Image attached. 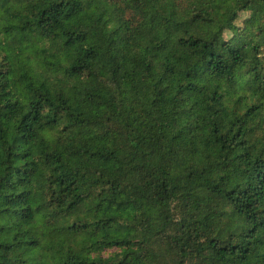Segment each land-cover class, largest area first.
Segmentation results:
<instances>
[{
    "label": "trees",
    "instance_id": "16d2710c",
    "mask_svg": "<svg viewBox=\"0 0 264 264\" xmlns=\"http://www.w3.org/2000/svg\"><path fill=\"white\" fill-rule=\"evenodd\" d=\"M0 264H264V0H0Z\"/></svg>",
    "mask_w": 264,
    "mask_h": 264
},
{
    "label": "rangeland",
    "instance_id": "374dc122",
    "mask_svg": "<svg viewBox=\"0 0 264 264\" xmlns=\"http://www.w3.org/2000/svg\"><path fill=\"white\" fill-rule=\"evenodd\" d=\"M248 13H243L242 16L238 20V24H241L243 21V18L247 15Z\"/></svg>",
    "mask_w": 264,
    "mask_h": 264
}]
</instances>
